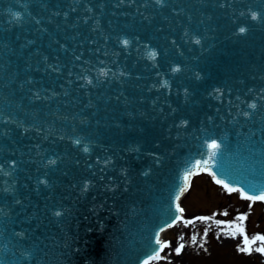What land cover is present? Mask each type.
Instances as JSON below:
<instances>
[{
    "label": "water",
    "instance_id": "obj_1",
    "mask_svg": "<svg viewBox=\"0 0 264 264\" xmlns=\"http://www.w3.org/2000/svg\"><path fill=\"white\" fill-rule=\"evenodd\" d=\"M226 150L264 164V0H0V264H142Z\"/></svg>",
    "mask_w": 264,
    "mask_h": 264
},
{
    "label": "rangeland",
    "instance_id": "obj_2",
    "mask_svg": "<svg viewBox=\"0 0 264 264\" xmlns=\"http://www.w3.org/2000/svg\"><path fill=\"white\" fill-rule=\"evenodd\" d=\"M182 206L185 218L180 227L165 233L163 240L169 245L165 260L156 264H264V257L256 251L247 253L238 250L237 246L243 241L239 233L235 236L236 242L220 240L224 232L234 230L228 227L234 224L243 227L249 239L264 233V205L241 201L236 195L214 185L207 176L199 175L193 179ZM241 215L246 217L244 221L238 219ZM191 216L208 219H200V225L194 227L185 224ZM193 235L195 243L191 240ZM180 243L185 247L192 244L193 248L177 255L175 249ZM257 243L260 244L259 241ZM198 245L200 249H195ZM171 254L175 256V261Z\"/></svg>",
    "mask_w": 264,
    "mask_h": 264
},
{
    "label": "snow or ice",
    "instance_id": "obj_3",
    "mask_svg": "<svg viewBox=\"0 0 264 264\" xmlns=\"http://www.w3.org/2000/svg\"><path fill=\"white\" fill-rule=\"evenodd\" d=\"M220 7H225V5L223 3H221L219 5ZM251 18L253 20H256L258 17H257V13L256 12H252L251 13ZM247 29L245 27H240L239 28V32L240 33H244ZM124 44H127L129 43L127 40L123 41ZM195 43H200V41L197 39L195 41ZM150 58H155V53H152ZM173 72H177V71H180V69L178 67H175L172 69ZM197 79H199V75L197 74ZM90 82V81H89ZM167 85V81H164V86ZM250 107H255V104H252L250 105ZM245 115H248L247 113H245ZM77 143H79V141H77ZM207 148L208 149H213V150H216V149H219L220 148V144H218L215 140H212V142L210 144L207 145ZM87 146H85L84 148V151H87ZM216 155L215 151L212 152V156L214 157ZM50 163H54V161H50ZM204 165L207 166L208 164V161L205 160L203 161ZM199 162H197V167H199ZM192 173L191 172H188L187 175H185L183 177L184 181H185V185L187 184V181H188V178H189V175H191ZM46 182V181H45ZM216 183L217 184H222L223 187L225 189H227L229 192H236V191H241L240 189H236V188H233V187H230L227 183H224L222 180H219L217 179L216 180ZM184 191V188L181 187L179 189V192L182 193ZM243 198L244 199H247L249 201H264V191L260 192V194L258 195H246V194H243ZM176 200H179L180 199V195L177 194L176 197H175ZM176 212L177 213H180L182 214L184 209L181 208L178 204L176 205ZM57 215H59V213H57ZM176 220V222H180V220L182 219L181 216H177L174 218ZM199 219H208V218H199ZM238 219L240 221H244L246 219V217L244 215H241L238 217ZM188 223H195V221H188V222H185V224L187 225ZM219 223V222H218ZM174 226V224H169L168 227H172ZM228 227L230 228H233L234 231L230 232V233H224L226 235H231L233 237L236 236L237 233H240V234H243V241H242V244L241 245H238V250L240 251H244V252H247V253H251L252 252V247L251 245L253 244H256L258 241L261 243V246L260 247H257L255 248V251L256 252H259V253H264V235H255L254 238L252 239H249V237L247 236V234L245 233V229L243 227H241L239 224H234V225H228ZM163 230V229H162ZM204 235L206 236L207 235V230H205V233ZM181 239H183V237H181ZM192 242L195 243L196 241V237L195 235L192 236L191 238ZM155 244L159 246V248L154 252V254L151 256V259L153 260H158L160 259V252L163 251L164 248L168 247L169 245L166 243V242H161V240L157 237L156 240H155ZM185 247V245L183 243H180L177 248L175 249V252L177 255H179L181 253V251L183 250V248ZM144 264H148V261L145 260Z\"/></svg>",
    "mask_w": 264,
    "mask_h": 264
},
{
    "label": "bare ground",
    "instance_id": "obj_4",
    "mask_svg": "<svg viewBox=\"0 0 264 264\" xmlns=\"http://www.w3.org/2000/svg\"><path fill=\"white\" fill-rule=\"evenodd\" d=\"M189 191H190V189L186 192L185 197L187 196V194L189 193ZM185 197H184V198H185ZM199 225H200V222H196V223L193 224L194 227H197V226H199ZM187 227H188V226H187ZM164 233H165V232H164ZM224 233H225V232H224ZM221 236H222V237H220V240H223V241L226 242V243H229V242H236V239H234L231 235L223 234V235H221ZM162 238H163V234H162ZM199 246H200V245H198L197 248H195V249H200ZM251 247H252V249L255 251V248L260 247V246L256 243V244L251 245ZM192 248H193L192 244H191V245H190V244L187 245V247L184 248L182 254H184V253H185L186 251H188V250H192ZM258 253H259V252H258ZM259 254H261V255L264 256L263 253H259ZM171 255H172V254H171ZM172 260L175 261V256H174V255H172Z\"/></svg>",
    "mask_w": 264,
    "mask_h": 264
}]
</instances>
